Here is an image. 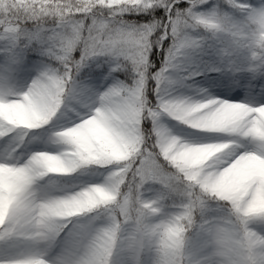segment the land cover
<instances>
[{
  "label": "clouds",
  "instance_id": "clouds-1",
  "mask_svg": "<svg viewBox=\"0 0 264 264\" xmlns=\"http://www.w3.org/2000/svg\"><path fill=\"white\" fill-rule=\"evenodd\" d=\"M0 264H264V0H0Z\"/></svg>",
  "mask_w": 264,
  "mask_h": 264
}]
</instances>
